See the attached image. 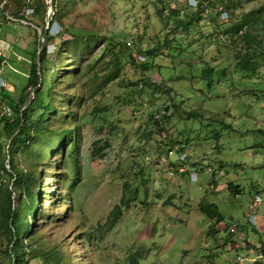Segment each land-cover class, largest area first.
<instances>
[{
  "label": "rangeland",
  "instance_id": "rangeland-1",
  "mask_svg": "<svg viewBox=\"0 0 264 264\" xmlns=\"http://www.w3.org/2000/svg\"><path fill=\"white\" fill-rule=\"evenodd\" d=\"M36 1L7 0L3 8L23 12ZM218 2L227 20L202 16L174 27L195 11L174 0H59L61 27L51 29L48 46L55 55L52 102L76 120L64 122L53 110L48 124L75 125L78 151L75 162L65 158L68 146L62 156L52 152L38 161L16 156L21 169H35L40 177V212L29 218L32 232L24 241L41 256L29 264H57L45 260L55 252L58 264H264V64L241 68L235 60L245 49L239 37H210L264 0ZM51 13L46 9L43 19L32 14L36 28L1 23L9 64L0 113L26 83L30 55ZM258 17L249 30L264 47V12ZM164 34L170 45L143 55V70L138 50L155 47ZM75 35L92 40L77 45ZM112 41L120 45L111 52ZM164 112L167 118L155 124L150 115ZM163 131L175 146L161 138ZM180 146L188 156L178 163ZM220 164L222 176L205 171ZM230 184L240 190L232 192ZM200 201L215 203L223 215L212 235L213 221L198 209ZM117 205L121 216L108 229Z\"/></svg>",
  "mask_w": 264,
  "mask_h": 264
},
{
  "label": "trees",
  "instance_id": "trees-1",
  "mask_svg": "<svg viewBox=\"0 0 264 264\" xmlns=\"http://www.w3.org/2000/svg\"><path fill=\"white\" fill-rule=\"evenodd\" d=\"M13 1L17 4L19 0ZM206 1L207 4L203 6V3ZM218 1L219 0H201L197 10L193 13L191 20L187 22L176 20L174 21L175 23L173 26L187 27L194 24V22H197V19L199 21L202 18V12H204L207 6L211 9L207 16L213 18L218 15L219 18V12L216 11V9L221 3ZM8 2H11V0H8ZM58 3L59 0H51L53 14L48 28L46 30L44 29L45 36L43 38V45L38 55L40 69H37L36 61L37 50L41 45L40 41H38L37 49H34L30 55L26 83L19 91L18 98L4 101L11 108V116H5L3 111L0 113V264H29L31 260L41 256L35 253L31 248V245H28V243L24 241L32 232V222L29 218H37L39 216L38 187L40 177L35 169H21L16 160L17 154L24 153L34 161H38L52 152L62 156L64 148L68 146L65 158L72 160L73 162L76 161L78 151L76 135L77 127L73 125L61 129L52 124H48L49 114L53 110L55 111V115H58V118L64 120V122L65 120L67 121L70 119V122L74 124L76 120V115L74 113L63 112L61 109H56L52 102L54 91L50 84L55 77L53 75V70L55 68L53 58L55 55L48 52V46L55 36L51 34V29L61 27L57 15ZM29 6L33 10L32 14L39 15L40 18L42 17L43 19L47 9V4L44 0H37L34 2V5L27 4L25 5V8ZM224 11L226 10L224 9ZM171 12L173 15H176L175 10H172ZM262 12H264V6L245 13L238 21L220 32H213L212 30L210 32L211 41L213 42L223 40L222 37L224 36L227 39L228 35L234 39L239 37L245 46V49L243 52H236L235 60L237 65L241 68L250 69L257 67L259 64H264V47H261L263 45V40L255 35V32L249 30V27L252 26L253 22L260 19L258 16ZM20 13H22V11L13 10L10 14L18 16ZM228 18L229 14L227 19ZM165 30L168 31L169 28L167 27ZM57 33H60V31L58 30ZM168 36L169 34H166L162 42L158 40L155 47L138 50L140 57L139 66L141 65L140 67L143 70L148 68L141 63V61L144 60L143 55L153 56L162 53L164 47L170 45ZM90 37L91 35H87L86 38H76L75 35V37H73V42L78 45L86 41V44H88L87 40H92ZM68 41L69 40H64L62 41V44H67ZM125 44L127 46L130 45V43ZM119 45V41L109 42L108 46L110 48H108V50L112 52L114 51V48ZM256 47L261 48L260 50H255ZM71 52L74 53L75 51L71 50ZM116 56L119 59L121 58V55L118 53ZM129 57L130 62H134V56L129 54ZM29 86H32L34 93L33 97L29 100V103H26L29 92H25V90ZM3 89L4 88L0 89V100L1 98L5 99L6 97V95L1 92ZM25 103L26 106L22 109ZM67 104L68 103H66V105ZM164 114V116L155 115L154 117V115H150V117L152 116L151 118L156 124L158 121L161 122V119L167 118V112H164ZM189 115L198 116L199 113L197 111H192ZM162 134V139L167 136L166 138H169L170 145L175 146L177 141L171 139L169 137L170 135H166L167 131H163ZM215 137H218L217 133L215 134ZM105 146H108L107 141L105 142ZM178 149H180V151L183 150L181 146ZM218 166L221 168L222 164ZM78 176L79 173L76 169L74 172L73 183L77 182ZM228 188L234 193L240 190L238 186L232 184H230ZM15 195L17 199H15ZM15 200L16 205L14 204ZM198 209L205 216L212 219L213 222L208 231L210 235L214 234L216 232V229L214 228L215 225L223 220V215L219 211L218 206L213 202L200 201ZM120 216L121 207L117 205L111 212L106 227L111 229L119 220ZM49 259H54L57 264L60 262V257L56 252L52 253L49 257H45V260L48 261Z\"/></svg>",
  "mask_w": 264,
  "mask_h": 264
},
{
  "label": "built area",
  "instance_id": "built-area-1",
  "mask_svg": "<svg viewBox=\"0 0 264 264\" xmlns=\"http://www.w3.org/2000/svg\"><path fill=\"white\" fill-rule=\"evenodd\" d=\"M6 1L7 0H0V89L6 87V85H7V81L5 78V68H6L5 64H9L8 59L4 55L5 51H8V49H7L6 41L3 38L2 27H1L2 24L1 23L6 22L12 26H16L19 23L30 24L28 21H29V17L32 15V12H33L31 7H26L24 9V12L20 13L19 16H13L9 12L4 11L3 6H4V3ZM174 1L179 2L181 4H184V5H187L191 9L196 11L198 8L199 2L201 0H174ZM206 4H207V1L205 3H203V6H205ZM210 11H211L210 7L207 6L205 8L204 12H202V15L206 17ZM216 11L219 12V18L221 20L227 19L228 14L226 11L223 10V8L220 5L217 6ZM25 20H27V22ZM222 39L224 40L225 36L222 37ZM11 52H12V50H11ZM2 111H3V114L5 116H11V113H12L11 108L6 103H3ZM156 118H157V116H156ZM187 154H188L187 152L182 150L181 153L176 157V161L178 163L183 161L188 156ZM178 171L180 173H183V172H185V168L179 167ZM205 171L208 174H211V176L212 175L213 176H222L223 175V170L219 166H206ZM191 177L193 179H196V172L191 173ZM258 201H259V198H256L254 200V202H258ZM255 216H256L255 213L250 214L249 222H251L252 224H255V221H256ZM229 231L230 232H236V228H234L233 226L232 227L230 226Z\"/></svg>",
  "mask_w": 264,
  "mask_h": 264
},
{
  "label": "water",
  "instance_id": "water-1",
  "mask_svg": "<svg viewBox=\"0 0 264 264\" xmlns=\"http://www.w3.org/2000/svg\"><path fill=\"white\" fill-rule=\"evenodd\" d=\"M46 4H47V9L49 8V11L52 12L51 14H53V8H52V5H51V0H46ZM51 14H50V15H51ZM50 20H51V17L48 16V17H47V23H46L47 26L44 27L45 30L48 28V25H49V23H50ZM30 25H31L32 27L36 28V26H34V25H32V24H30ZM44 36H45V31L42 33V36H41V37L38 35V38H40L39 41H40V43H41V47H42V45H43V38H44ZM41 47H39L38 50H37V59H36V61H37V69H38V70L40 69V61H39L38 55H39V52H40V50H41ZM33 93H34V89L32 90V95H29V96H28V98H27V100H26V103H29V100L33 97ZM26 103H25V105L22 107V109L26 106Z\"/></svg>",
  "mask_w": 264,
  "mask_h": 264
},
{
  "label": "bare ground",
  "instance_id": "bare-ground-1",
  "mask_svg": "<svg viewBox=\"0 0 264 264\" xmlns=\"http://www.w3.org/2000/svg\"><path fill=\"white\" fill-rule=\"evenodd\" d=\"M25 21L27 22V20H25ZM28 22H29L30 24H32V22H31L30 20H29Z\"/></svg>",
  "mask_w": 264,
  "mask_h": 264
},
{
  "label": "crops",
  "instance_id": "crops-1",
  "mask_svg": "<svg viewBox=\"0 0 264 264\" xmlns=\"http://www.w3.org/2000/svg\"><path fill=\"white\" fill-rule=\"evenodd\" d=\"M5 78H6V76H5ZM218 228H216V230H217Z\"/></svg>",
  "mask_w": 264,
  "mask_h": 264
}]
</instances>
